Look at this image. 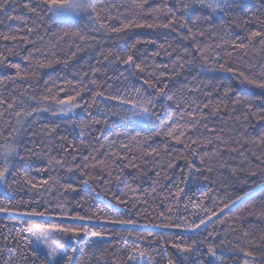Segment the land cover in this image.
I'll return each mask as SVG.
<instances>
[{
  "label": "snow or ice",
  "instance_id": "snow-or-ice-1",
  "mask_svg": "<svg viewBox=\"0 0 264 264\" xmlns=\"http://www.w3.org/2000/svg\"><path fill=\"white\" fill-rule=\"evenodd\" d=\"M9 2L10 0H0V11H4ZM260 3L261 7H264V0H260ZM18 7L26 10L35 18L32 21L33 26L28 27V20L25 17L10 15L7 19L21 20L25 27L18 31L26 32L28 35L0 33V38L5 41L18 40L32 46L23 58L28 61V67L22 69L20 64L12 63L3 52H0V65L15 69V75L0 78V84H5L9 80L13 82L31 80L39 74L40 69L50 67L52 64L63 62L68 66L69 62L76 60L80 53H86L97 43V34H127L132 29L163 28L169 30L165 38L167 48L164 44H160L159 48L164 50L169 58L175 57L174 60H170L173 76L177 75L175 72L177 67L191 69L197 62L201 67L209 70L232 73L238 79L260 90L259 95L251 93L250 99L248 96H236L231 100L232 105L244 107L245 121L252 117L258 121H264V64L249 63L243 67L232 63V53L245 51L249 46L254 47L258 44L259 51L264 52V20L253 13L251 16H245L241 23V17L233 15L243 11L244 0H159V2L157 0H131L130 4L125 3L120 6L114 3L109 4L106 0H24ZM120 7H123L124 13L119 12ZM85 14H87L88 23L81 28L80 21L85 18ZM220 15L235 21L236 27H245L253 24L254 21L258 23V27H254L251 31L246 30L243 36L233 32L231 33L232 38H227L229 32L225 24L223 22L219 25L214 23ZM149 18L152 22H149ZM204 25H207V28ZM53 26L57 30L50 32ZM41 30L44 35H41ZM33 33H35V39L30 38ZM206 33H211L220 40L219 44L214 45L217 49L214 56L209 54L213 46L201 42ZM168 35L174 37L175 47L172 43H168ZM45 36H48L47 40ZM185 40L190 42L189 46L182 47ZM62 43H66L67 52L61 47ZM155 43V40L141 38L137 35L131 43L118 45L106 52L101 50L99 57L90 56L87 59L80 57L84 64L88 65L89 71L78 72L75 81L66 80L64 86L53 85V88H56L55 95L53 89L48 87L42 95H29V89L32 87L29 84L27 88L17 85L19 95H12L10 99L0 98V184L9 189L23 184L24 187L36 190L41 195L43 192H51L54 186L57 190L63 189V194L76 193L78 188H82L84 195L77 203H81L96 193V188L92 187L93 184L104 183L110 186L111 179L91 174L97 170V165L102 166L101 172L107 170L105 161L97 160L93 155L98 149L92 147L88 155H83L77 150V154L72 155L64 143H61L56 151H63L66 155L57 158L52 155L53 148L44 144L43 141L40 143L32 141V146L29 147L23 139L26 129H31L34 123L45 119V114L47 117H71L75 109L84 108L87 112L88 109L96 106L99 100L105 105H110L105 108V111L111 112L112 115L121 116L124 120L137 124L153 125L154 135L163 136L168 141H175L184 148L183 153L173 149L175 157L172 152L167 153L170 160L183 159L185 161L184 167L180 169V179L173 184L175 192L169 190V196L177 210L184 201V212L188 215L178 217L182 223L157 226L179 229L184 233L183 236L174 234V240L168 242L171 248L179 254L180 264H264V231L257 235L246 229L241 222L245 212L248 216L259 215L264 219V152L256 157L258 163L249 162L247 168L232 169L236 185L210 187L207 191H201L199 196L186 193L185 187L181 186L187 182L185 171L189 175L203 176L205 172L214 171V164L223 167V163L220 162L222 156L220 146H227L231 141L224 139L221 130L209 126L207 122L209 115L205 114L209 105L192 96V93L198 89L188 88L185 84L177 87L175 92H171L167 82L171 79L168 75L169 65H156L154 61L149 64L146 59H141L138 45ZM37 44L40 46L37 47ZM57 48L65 57L63 61L57 56L55 51ZM227 49L231 51H226ZM8 51L12 52L11 49ZM221 53L224 54L221 55ZM151 55L152 57L159 56L160 52L156 51ZM92 59H95L100 67L91 65ZM149 68L152 71H149ZM109 72L114 74L110 76ZM101 74L103 78L99 79ZM130 78H133L135 82H132ZM44 83L47 85L49 82ZM231 92L230 86L225 87L224 96L228 97ZM60 93L64 95L60 96ZM86 93L90 94V100L84 99ZM204 95L211 97L212 92ZM161 98H165L163 102ZM223 106L226 107V105ZM54 108L56 110H53ZM113 108L116 111H113ZM88 115L91 116V112H88ZM67 122L82 129H90L93 125L100 123L94 117L90 123L77 125L74 119H69ZM107 122L105 119L104 123L107 124ZM157 126L159 131H155ZM59 127L60 123L53 122L51 127L45 125L42 132L46 136H52ZM115 135L119 137L126 133L116 131ZM151 138L148 136L143 140L146 142ZM139 139L140 133L128 137L130 142H138ZM59 140L64 142L67 137H59ZM236 143L240 142L236 141ZM244 143L247 144L249 141L245 140ZM251 143L264 147V131L260 132ZM115 144L116 141L113 140L109 147ZM202 144L209 146L215 144L216 147L210 152L203 151ZM81 146L91 147L90 145L85 146L83 141H81ZM100 147L103 148L104 145ZM121 147L127 149V145L122 144ZM168 147L169 144L165 143V150ZM73 148L75 150V145ZM236 150L231 149V151ZM141 151L145 157L153 154L160 155V151L156 148L150 151L141 149ZM22 152L26 153L28 158L41 155L47 157V167L36 169L38 173H47L53 169H66L68 173L78 172L81 174L79 184L75 180L72 183L60 184L59 178L53 176L36 180L31 175V162L28 164V170L21 172L20 163L26 159L21 155ZM68 155H71V161L67 159ZM77 155L81 156L79 163L76 162ZM105 155L108 154L105 153ZM113 155L115 156L112 160L113 164H116L117 160L127 159L126 156ZM240 155L243 157V152ZM196 159L199 160L200 167H197ZM90 161L96 163L91 164ZM131 166L137 167L136 164ZM176 167L178 165L174 162L167 164L170 170ZM119 170L122 174L123 168ZM156 175L159 177L160 173ZM257 175H259V180H252L247 191L243 190V186L249 184V178ZM108 176L111 177L110 170H108ZM115 181L120 182L121 175H117ZM156 183L157 181L154 180L153 184ZM228 188L233 190L229 192ZM128 191H133L130 185ZM109 194L117 203L107 202L105 208L98 209L94 215H81L78 212L69 215L63 203H57L56 207L52 208L47 200L32 206L35 202L31 198L28 201L18 200L11 206L0 207V212L3 213H19L22 217L19 222L23 225L14 235H4L0 232V237L5 242L4 247L0 248V264H108L109 257L112 258L114 264H154L155 257L146 248L129 245L127 242L124 243L123 248H120L119 242L115 239L105 241L104 238L109 233L103 226L98 230L92 226V221H98L105 209L118 213L117 204L127 206L128 202L111 192L110 188ZM257 200L260 201L259 213L253 210L257 206L255 204ZM0 203H2V198H0ZM131 208L135 209L136 204H132ZM189 209H191L190 212ZM137 215H139L138 212ZM160 215L163 216L164 213ZM189 215L192 217L191 220L188 218ZM105 222L113 225L136 223L134 220L113 219L112 217H105ZM7 227V224L0 225L3 229ZM129 235H134V233L129 232ZM228 235L236 241L232 247H228L225 243ZM64 237H68L72 243L68 245L62 243ZM151 237L152 233L149 232L147 236L139 238L149 240L151 243ZM109 249L114 251L110 252ZM225 251L230 255V260L224 258ZM122 252H126V257L117 259V255ZM161 252L167 257V244L160 245L157 255ZM81 257L84 259L82 260ZM167 264H177V261L168 258Z\"/></svg>",
  "mask_w": 264,
  "mask_h": 264
},
{
  "label": "trees",
  "instance_id": "trees-1",
  "mask_svg": "<svg viewBox=\"0 0 264 264\" xmlns=\"http://www.w3.org/2000/svg\"><path fill=\"white\" fill-rule=\"evenodd\" d=\"M23 2L24 0H10L7 8L4 11H0V33L28 35L26 32L18 31L25 27L21 20L7 19L10 15L25 17L28 20V27L33 26L32 21L35 18L27 13L26 10L18 7V5ZM106 2L120 6L125 3L130 4L131 0H106ZM157 2H159V0H157ZM244 4L245 7L242 12L233 14L241 17V23L245 16H251L253 13L264 20V15H261L264 13V7H261L260 0H244ZM119 12L124 13L123 7L119 8ZM113 14H116L115 10L113 11ZM121 18L123 19V16ZM149 22H152L150 18ZM221 22H223L228 29L229 36L227 38H232L231 33L233 32L243 36L245 35L246 30L251 31L254 27H258V23L255 21L253 24L245 27H236L235 21L224 15H220L219 18L214 21L217 25ZM37 23L39 22L37 21ZM87 23V14H85V18L80 21V27L82 28L83 25ZM204 27L207 28V25H204ZM56 30V27L53 26L50 29V32ZM168 32V29L163 28H138L129 30L127 34H97V43L88 49L86 53H80L76 60L69 62L68 66L63 62L52 64L50 67L40 69L39 74L31 80H16L14 82L9 80L5 84H0V98L10 99L12 95H19L17 85H22V87L27 88L29 84L32 85L29 89V95H42L45 93L46 87L52 88L53 94L55 95L56 88H53V85L64 86L66 80H73L74 82L77 78L76 74L78 72L89 71L88 65H85L83 59L80 57H83L84 59H87L90 56L99 57V52L101 50L106 52L108 49L115 48L118 45L123 46L126 43H131L137 35H140L141 38L155 40V44L143 46L138 45V53L141 56V59H146V62L149 64L154 61L156 65H169L168 75L171 79L167 82L169 83L171 92H175L177 87L185 84H187L188 88L198 89V91L192 93V96L198 101H202L209 105V108L205 110V114L209 115V120L207 121L209 126L221 130L224 134V139L231 141L227 146H220L222 151L220 162L223 163V167L214 164V171L212 173L205 172L203 176L199 174L189 175L187 171H185L187 182L181 186L185 187V191L189 195L194 193L195 196H199L201 191H207L210 187L236 185L237 182L232 174V169L240 167L247 168L249 162L253 164L258 163L256 157L261 156V153L264 152V147L251 143L252 140L257 138L260 132L264 131V121H258L254 117L245 121L243 118L245 112L244 107L242 105L233 106L231 100L235 99L236 96H248L250 99L251 93L259 95L260 90L256 89L253 85H249L241 79H238L232 73L209 70L201 67L199 62L194 64L191 69L188 67H185L184 69L177 67L175 69L177 75L173 76V69L170 60H174L175 57L169 58L165 55L164 50L159 48L160 44H164L165 48H167L165 38ZM41 35H44L42 30ZM30 38L35 39V33H33ZM45 39L47 40L48 36H45ZM167 41L168 43H172L174 47L176 46L173 36L168 35ZM201 42L213 46L209 53L211 56L216 54L217 49L214 48V45L220 43L219 39L211 33H206ZM189 43V41L185 40L181 46H189ZM245 43H247V41H245ZM36 46L39 47L40 45L37 44ZM31 47V45L23 44L18 40L5 41L0 38V52H3L12 63L20 64L22 69L28 67V61H25L23 58L28 54V50H30ZM61 47L67 52L66 43H62ZM8 49H11L12 52L10 53ZM55 51L60 60L63 61L65 57L60 54V49L57 48ZM156 51H159L160 55L152 57L151 54ZM226 51L231 50L227 49ZM12 53L16 54L13 55ZM223 54L224 53H221V55ZM90 63L93 66L100 67L95 59H92ZM232 63L236 66L243 67H246L249 63L264 64V52L259 51L258 44L254 47L249 46L245 51L233 52ZM121 70H123V68H121ZM149 71H152V69L149 68ZM113 74L114 73L112 72L108 73L110 76ZM125 74L127 75V73ZM14 75L15 69H10L6 65H0V78ZM102 78L103 76L101 74L99 79ZM130 80L135 82L133 78H130ZM45 81H48L49 83L45 85ZM221 85H223V87H221ZM228 86L231 87L232 92L229 93L228 97H225L224 89ZM214 89L215 91H213ZM171 92H169V94H171ZM208 92H212L211 97H205L204 94ZM59 95L63 96L64 94L60 93ZM84 99L90 100V94H84ZM164 99L165 98H161V102H163ZM81 103H83V101H81ZM223 105H226V107ZM108 106L110 105H105L98 100L97 105L88 109L87 112L84 108H77V111L71 117H47V114H45V119L34 123L31 129H26V135L23 139L29 147L32 146V141H35L36 143L43 141L44 144L53 148L52 155L57 158L66 155L63 151H56V149L60 148L61 143H64V146L68 149L69 153H72V155H76L77 150L81 151L83 155H88L89 151L92 150V147L98 149L93 155L96 156L97 160L105 161L107 170L101 172L100 168L102 166L97 165V170L93 171L91 174L93 176L101 175L104 179H111L112 184L110 186L104 183L93 184L92 187L96 188V193L81 203H77L81 196L84 195V190L82 188H78L76 193L63 194V189L57 190V187L54 186L51 192H43V195H41L36 192V190H30L29 188L24 187L23 184L13 186L12 189L0 184V198H2L0 207L11 206L18 200L23 199L24 201H28L29 198H31L35 202L32 206H36L37 203L47 200L52 208H55L57 203H63L69 215L77 212L81 215H94L97 213L98 209L105 208L107 202L112 201L113 204L117 203L112 199V195L109 194L110 188L111 192L116 193L121 199L128 203L127 206L117 204L119 209L118 213L110 209H105L104 213L100 214L101 218L98 221H92V226L97 230L103 226L105 231L109 233V235L104 238L105 241L115 239L119 242L120 248H123L125 242L129 245L146 248L149 253L155 257L154 264H167L168 258L176 259L177 264H180L179 254L171 248L168 242L174 240V234L183 236L184 233L179 229L157 226L171 223H182L178 217L180 215H188V213L184 212V201L181 202L179 210H177L176 205L169 196V190L173 193L175 192L173 184L180 179V169L184 167L185 161L183 159L170 160L167 153L172 152L173 157H175L173 149L183 153L184 148L182 145L176 144L175 141H168L163 136L154 135L153 125L137 124L136 122L124 120L121 116L112 115L111 112L105 111V108ZM217 108H219V111H217ZM53 110L56 109L54 108ZM113 111H116V109L113 108ZM88 112H91V116L88 115ZM93 117L96 120H99L100 123L93 125L90 129H82L79 126L74 127L72 123L67 122L69 119H74L77 122V125L80 123H90ZM105 119L108 121L107 124L104 123ZM53 122L60 123L57 132L52 136L44 135L42 132L43 127L45 125L51 127ZM116 131L126 133V135L117 137L115 135ZM155 131H159L158 126L155 128ZM136 133H140L139 141L130 142L128 137L134 136ZM205 135H207V133ZM148 136H151L152 138L145 142L143 138ZM59 137H67V140L61 142ZM113 140L116 141V144L109 147ZM245 140H248L249 143L245 144ZM81 141H83L85 146L90 145L91 147L81 146ZM236 141H239L240 143H236ZM165 143L169 144L167 150L164 148ZM122 144L127 145V149L122 148ZM73 145H75V150ZM100 145H104V147L101 148ZM214 147H216L215 144L211 146L201 145V149L208 152ZM152 148H156L160 151V155L155 156L153 154L152 156L147 157L142 155L141 149H143V151H150ZM233 148L237 150L231 151ZM241 152L244 154L243 157L240 155ZM105 153L108 155H105ZM113 154L126 156L127 159L123 161L117 160L116 164H113L112 160L115 159ZM21 155L25 156L26 159L20 163V171L23 172L28 170V164L31 162V175L35 177L36 180L47 179L48 176H53L59 178L60 184L72 183L74 180L79 184L81 174L78 172L68 173L66 169H53L47 173H38L36 169L47 167V157L44 155L31 158H28L24 152H22ZM67 159L71 161V155H68ZM80 160L81 156L77 155L76 162L79 163ZM170 162L176 163L178 167L171 170L168 169L167 164ZM90 163L95 164L96 162L90 161ZM195 163L197 167H200L198 159L195 160ZM132 164H136L137 167L133 168L131 166ZM120 168H123L122 174L119 170ZM108 170L111 171V177L108 176ZM157 173H160L159 177H157ZM117 175H121V181L118 183L115 181ZM205 176H207V179H205ZM133 178L136 179L134 180ZM154 180L157 181L156 184H153ZM252 180L258 181L259 175L249 178V184L243 186V190L247 191L248 187L251 186ZM129 185L133 191H128ZM237 187H240V185H237ZM153 188H155V191H153ZM232 190V188H228L229 192ZM195 196L193 198H195ZM259 203L260 201L257 200L255 202L257 206L253 209L257 213L261 210L258 206ZM132 204H136L135 209L131 208ZM169 208H172L173 210L169 211ZM190 211L191 209H189V212ZM137 212L139 215H137ZM162 212L164 213L163 216L160 215ZM105 217L134 220L136 223L113 225L106 223ZM188 218L189 220L192 219L190 215ZM20 219H22V217L19 216V213L0 212V225H8L6 229L0 228V232H3L4 235H14L15 232L23 227L19 222ZM65 222L67 223L70 221ZM241 222L246 229L257 235L264 231V219L259 215L248 216L245 212L241 218ZM129 232L134 233V235H129ZM149 232L152 233V237L150 238L152 241L151 243L149 240H141L139 238L140 236H147ZM61 242L66 245L72 243L68 237H64ZM4 243L3 238L0 237V248L4 247ZM225 243L228 247H232L236 241L231 235H228L225 238ZM161 244L168 245L167 257L162 252L160 255H157V252L160 251ZM109 251L111 252L114 250L109 249ZM121 257H126V252L117 255V259H120ZM224 258L226 260L231 259L226 251ZM81 259L83 260L84 257H81ZM108 264H114L111 257H109Z\"/></svg>",
  "mask_w": 264,
  "mask_h": 264
},
{
  "label": "rangeland",
  "instance_id": "rangeland-1",
  "mask_svg": "<svg viewBox=\"0 0 264 264\" xmlns=\"http://www.w3.org/2000/svg\"><path fill=\"white\" fill-rule=\"evenodd\" d=\"M77 111V109L74 110V113Z\"/></svg>",
  "mask_w": 264,
  "mask_h": 264
}]
</instances>
